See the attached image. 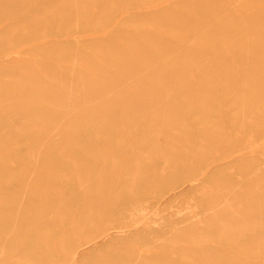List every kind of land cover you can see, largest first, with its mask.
I'll return each mask as SVG.
<instances>
[{"label":"rangeland","instance_id":"obj_1","mask_svg":"<svg viewBox=\"0 0 264 264\" xmlns=\"http://www.w3.org/2000/svg\"><path fill=\"white\" fill-rule=\"evenodd\" d=\"M0 264H264V0H0Z\"/></svg>","mask_w":264,"mask_h":264},{"label":"bare ground","instance_id":"obj_2","mask_svg":"<svg viewBox=\"0 0 264 264\" xmlns=\"http://www.w3.org/2000/svg\"><path fill=\"white\" fill-rule=\"evenodd\" d=\"M155 6V5H154ZM150 7V6H149ZM157 7V6H156ZM125 12V11H124ZM93 36V35H92ZM194 78V77H193ZM59 175V174H58ZM91 176V175H90ZM120 178V177H119ZM76 213V212H75ZM139 230V229H138ZM74 256V255H73ZM73 259V258H72Z\"/></svg>","mask_w":264,"mask_h":264}]
</instances>
